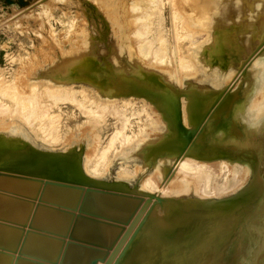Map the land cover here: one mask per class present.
Returning <instances> with one entry per match:
<instances>
[{
	"label": "rangeland",
	"instance_id": "rangeland-1",
	"mask_svg": "<svg viewBox=\"0 0 264 264\" xmlns=\"http://www.w3.org/2000/svg\"><path fill=\"white\" fill-rule=\"evenodd\" d=\"M210 1L0 0V172L150 197L114 264H264V220L249 223L264 153L209 141L220 107L254 87L264 22L233 12L243 0ZM123 57L129 68L111 77Z\"/></svg>",
	"mask_w": 264,
	"mask_h": 264
},
{
	"label": "water",
	"instance_id": "water-1",
	"mask_svg": "<svg viewBox=\"0 0 264 264\" xmlns=\"http://www.w3.org/2000/svg\"><path fill=\"white\" fill-rule=\"evenodd\" d=\"M16 174L0 172V264H114L153 202Z\"/></svg>",
	"mask_w": 264,
	"mask_h": 264
},
{
	"label": "bare ground",
	"instance_id": "bare-ground-1",
	"mask_svg": "<svg viewBox=\"0 0 264 264\" xmlns=\"http://www.w3.org/2000/svg\"><path fill=\"white\" fill-rule=\"evenodd\" d=\"M256 1H258V2H256ZM215 2H217L216 0H211L210 1V3L211 4H209L210 5V7L212 6V5H216V6H218V4L217 3H215ZM232 9H233V12L235 13V14H237V13H243L244 11H248V12H250V17L254 20L255 18H257L258 16V20H257V22H259L260 20H262V22H264V16H263V11H264V4L262 3V2H260V0H243L242 2H241V4L240 5H232ZM258 9V10H257ZM244 17V16H243ZM243 17H238V18H243ZM264 24V23H263ZM246 26H248V27H250V28H252L251 26H252V22L251 21H247V24H246ZM254 33H256L255 32V30H254ZM150 39H152V37H149ZM148 38V42H151V40ZM230 41V40H229ZM232 42H233V40H232ZM242 45H243V47L245 46V49L244 50H247V51H250L251 49H252V46H253V44L251 45L250 44V42L245 38H240V41H239ZM256 42V41H255ZM147 43V40H145V42H144V45ZM228 43V42H227ZM227 43H226V45H227ZM262 43V42H261ZM254 47V46H253ZM259 48V47H258ZM146 49H147V47H146ZM145 50V49H144ZM222 51V50H221ZM225 52V51H224ZM254 52V51H253ZM255 54V53H254ZM223 55V54H222ZM112 57L113 58H111L112 59V61H114V58H115V56L114 55H112ZM253 57V56H252ZM117 58H118V56H117ZM125 57H123V61L120 63V65H118V67L116 66V65H113V63H112V61H109V62H111V68H112V66H115V74H111V77H113L114 75H119L120 73H126V70L129 68V67H127V65H126V62H127V60L126 59H124ZM254 58V57H253ZM251 59V58H250ZM125 60V61H124ZM131 64H132V66L130 67V70H132V72H131V74H133L132 76H135V78H136V75H138L139 73V75H143L138 69H141L142 68V66L139 64V63H135L134 61H129ZM146 62H148V61H146ZM180 62V61H179ZM108 63V62H107ZM149 63V62H148ZM181 63V62H180ZM261 62H258V63H255V65L256 64H258L259 66V68L258 67H256V68H258V71H256V77H255V75H254V87H253V89H250L248 92H246L245 93V95L242 97V101L239 103V104H237L236 106L234 105V104H231V105H226V106H221L220 107V109H219V112H218V117H217V120H215L214 119V122H217V123H220L221 125L219 126L220 128H223V129H220V131L219 132H217L216 133V135L214 136L213 135V137L211 136V140H209L210 142H213V144H220V145H222V146H234L235 148L237 147L238 149H248V148H250V149H252V150H254V151H258V149H259V151L262 153H264V144H260V145H258V144H256V143H258V142H260L261 141V138L263 137V139L262 140H264V92H263V96L261 95V93H260V88H257V87H260V84H261V82L263 83V86H264V79H263V81H262V77H263V75H264V64L263 63H261ZM254 64V63H253ZM142 65H143V67L144 66H149V65H146L145 63H143L142 62ZM136 68H138L137 70H136ZM149 68V67H148ZM253 70V69H252ZM101 71V70H100ZM113 71V70H112ZM255 72V71H254ZM121 76V75H120ZM117 77V76H116ZM121 81V80H120ZM137 86V85H136ZM105 89H107V88H105ZM210 93V91H208V92H205V94L206 95H208ZM212 94H214V93H212ZM210 95H208L207 96V98H204V97H200V108L201 109H204V107L206 106V104L208 103L207 101H210V103H211V97H209ZM214 98V97H213ZM210 99V100H209ZM218 105H219V103H218ZM215 106H216V104H215ZM217 107H219V106H217ZM216 110V109H215ZM227 111V113H225ZM224 116V117H223ZM216 117V116H215ZM225 130H227V132L229 133L230 132V134L229 135H227L226 133H225ZM233 133V134H232ZM212 134V133H211ZM258 140H260V141H258ZM251 143V144H250ZM212 144V143H211ZM163 146H165V148L168 146V144H166V142H164L163 144H162ZM210 145V144H209ZM181 146V145H180ZM182 146H183V144H182ZM138 148H139V146H137ZM225 148H227V147H225ZM256 149V150H255ZM181 150V149H180ZM261 155V154H260ZM259 155V156H260ZM264 155V154H263ZM258 157V156H257ZM260 157H258V167H257V173H255V174H253L254 175V178H258V179H254L253 181H252V184H253V187H254V192L252 191V193H251V199H253V201H252V203H251V205L249 206V209L250 208H252V205H253V203H254V198H255V200H256V197H257V195L259 194V192L260 191H262V193L260 194V196H263L264 195V172H262L263 170L260 168V165L261 164H263L264 163V158H260ZM223 163H226L225 161H223ZM228 164V163H227ZM236 166V168H238V166L237 165H235ZM257 166V164L256 165H254V167H253V169H252V172H253V170H254V168ZM228 167V166H227ZM226 167V168H227ZM60 181H65V180H63V178L62 179H60ZM66 182H68V181H66ZM72 182H75V183H79L78 181H76V180H74V181H72ZM80 184V183H79ZM263 185V186H262ZM261 186H262V188H261ZM257 188V189H256ZM261 189V190H260ZM40 189H38V191H39ZM259 190V191H258ZM254 193V194H253ZM259 196V199H258V204H259V207L257 206V207H254L253 208V210H254V212H253V214H252V216H251V218H250V225H251V223L253 222V224L254 223H256V226L255 227H258L259 225H261L260 223H262L263 222V220H264V208L263 207H261L262 205H263V203H264V201H261V200H263V199H260L261 197ZM245 197L246 196H244V198L242 199V200H244L245 199ZM240 199V198H239ZM242 200H240V201H242ZM245 204V201H244V203H243V205ZM247 204V203H246ZM244 205V207H243V205L241 204V206L243 207V208H246V210H247V208H248V204L247 205ZM242 207H239V208H242ZM238 208V209H239ZM248 209V210H249ZM241 210V209H240ZM239 210V211H240ZM247 210V211H248ZM179 213V214H178ZM174 214V213H173ZM175 214L176 215H174V217H176V218H174L175 220H181L182 218H181V214H183V212H175ZM195 214H196V212H195ZM200 215V214H199ZM224 215H227V214H224ZM259 215L262 217V222H261V220H260V218H259ZM195 215H193V218L192 219H194L195 217H194ZM197 216V215H196ZM202 216V215H201ZM200 216V217H201ZM235 216V217H234ZM232 215V217L230 216V218H227V217H229V215H227V217L226 216H224V220H221V221H225L226 222V220H225V218L226 219H229V220H231V219H236V217H237V215ZM211 217V216H210ZM210 217L208 218V219H210ZM191 218V217H190ZM198 217H196V219H197ZM191 219V220H192ZM196 219L193 221L194 223H195V221H196ZM233 221V220H232ZM227 223H228V221H227ZM181 224H183V223H181ZM197 224H199L198 223V221L196 222V226H197ZM188 226V225H187ZM254 227V228H255ZM262 227H264V226H261V227H258L259 229H261L260 231H262V230H264V229H262ZM180 228V227H179ZM178 228V229H179ZM249 228H250V226L248 227V230L246 229V231H249ZM174 229V228H173ZM244 228H242V230H243ZM258 229V230H259ZM241 230V231H242ZM181 231H183L182 229H181ZM240 231V232H241ZM245 230H243L242 231V236H244V238L240 235V238H241V241H238V243H240V242H242V246H241V248H240V254H241V256L243 257V254L244 253H246L247 251L245 250V248H246V245H248V243L246 244V241H245V234L247 233V234H249V236H247V234H246V236L248 237V238H252L251 239V241H253L254 239L253 238H255L256 236V234L254 233V236H253V232L255 231V229H253V228H250V231L249 232H246ZM173 233H174V235H176L178 232L177 231H173ZM198 234V233H197ZM202 234V233H201ZM264 234V233H263ZM200 235V234H199ZM178 236V235H177ZM193 237V236H192ZM175 238H176V236H175ZM197 238H199V237H197ZM263 240H259V245L261 246L260 248H261V250H262V254L264 255V235H263ZM195 240H197L196 239V237H195ZM195 240H193V239H191V240H188V241H190V243H191V241L193 242H195ZM198 241V240H197ZM190 243H186V244H190ZM193 243H191V245H192ZM194 245L196 246L197 245V243H194ZM186 246V245H185ZM187 247V246H186ZM143 248V247H142ZM139 249V248H138ZM142 251V250H141ZM141 253V252H140ZM126 254V253H125ZM135 254H137V253H135ZM132 255H134V253L132 254ZM139 255V254H138ZM137 255V256H138ZM136 256V257H137ZM124 258L126 257L127 259H125V262L124 263H128V262H131V260H129L128 259V257L127 256H123ZM135 257V255H134V259L136 258ZM245 257V256H244ZM120 258V257H119ZM236 258H239L238 256L236 257ZM256 258V257H255ZM260 258H261V256H260ZM264 258V257H263ZM130 259H132V258H130ZM137 259L138 258H136V260H132L133 262L135 261H137ZM245 259V258H244ZM121 260H123V259H121ZM129 260V261H128ZM257 260V259H256ZM126 261H128V262H126ZM120 262V261H119ZM132 263V262H131ZM131 263H128V264H131ZM119 264V263H118ZM122 264V263H121ZM133 264V263H132ZM223 264H231V260H230V258L229 259H227ZM241 264H243V262L241 263Z\"/></svg>",
	"mask_w": 264,
	"mask_h": 264
}]
</instances>
